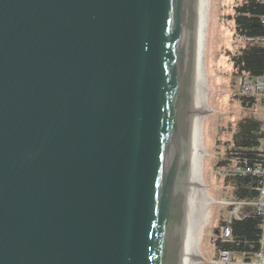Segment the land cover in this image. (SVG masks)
Segmentation results:
<instances>
[{
  "label": "water",
  "instance_id": "1",
  "mask_svg": "<svg viewBox=\"0 0 264 264\" xmlns=\"http://www.w3.org/2000/svg\"><path fill=\"white\" fill-rule=\"evenodd\" d=\"M212 0H0V264H197Z\"/></svg>",
  "mask_w": 264,
  "mask_h": 264
},
{
  "label": "rangeland",
  "instance_id": "2",
  "mask_svg": "<svg viewBox=\"0 0 264 264\" xmlns=\"http://www.w3.org/2000/svg\"><path fill=\"white\" fill-rule=\"evenodd\" d=\"M241 0H212L211 20L208 24L206 69L207 104L210 112L204 116L202 136L205 155L203 158V182L213 202L208 206L209 216L202 226L198 251L204 258L197 264H212L217 257L216 240L221 236L222 222L229 217L237 200L226 182L223 172L233 148V134L237 124L245 118L260 122L264 119V102L253 94L242 95L239 74L231 57L241 48L256 44L235 34L234 7ZM253 98L251 106H243L240 97ZM239 208V214L248 210Z\"/></svg>",
  "mask_w": 264,
  "mask_h": 264
},
{
  "label": "trees",
  "instance_id": "3",
  "mask_svg": "<svg viewBox=\"0 0 264 264\" xmlns=\"http://www.w3.org/2000/svg\"><path fill=\"white\" fill-rule=\"evenodd\" d=\"M264 4L242 2L234 7L235 34L245 39L264 36ZM237 74L246 73L250 77L264 74V45L252 44L241 48L231 57ZM243 106H251L253 98L240 97ZM260 122L252 118L242 119L233 134V148L230 157H239L248 162L258 158L255 148L260 138ZM226 183L232 188L233 196L238 200H253L257 196L260 179L251 175L241 177H226ZM238 218H232L228 223L231 230V241L216 240L218 250L245 253L251 255L258 249L260 235V218L252 207ZM227 224L222 222V226Z\"/></svg>",
  "mask_w": 264,
  "mask_h": 264
},
{
  "label": "built area",
  "instance_id": "4",
  "mask_svg": "<svg viewBox=\"0 0 264 264\" xmlns=\"http://www.w3.org/2000/svg\"><path fill=\"white\" fill-rule=\"evenodd\" d=\"M256 2L264 4V0H241V2ZM264 25V17L262 19ZM245 39V38H244ZM247 40V39H246ZM250 42L264 45V36L254 39H248ZM242 95L253 94L260 97L264 102V74L257 77H250L246 73L239 74ZM260 138L255 148L256 156L252 162H248L239 157H229L226 168L223 172L225 177L254 176L260 179V185L257 188V196L253 200H239L235 207L230 211L229 217L221 229L220 240L222 242L231 241V230L228 223L232 218H238L239 208L252 207L255 214L260 218V235L258 249L251 255L245 253L232 252L228 250H218V255L212 260V264H264V119L260 125ZM238 200V199H237Z\"/></svg>",
  "mask_w": 264,
  "mask_h": 264
},
{
  "label": "bare ground",
  "instance_id": "5",
  "mask_svg": "<svg viewBox=\"0 0 264 264\" xmlns=\"http://www.w3.org/2000/svg\"><path fill=\"white\" fill-rule=\"evenodd\" d=\"M203 158H204V156H203ZM203 158H202V163H203ZM202 175H203V168H202ZM202 181H203V178H202ZM203 183H204V182H203ZM205 188H206V186H205ZM205 190H206V193H207V189H205ZM207 194H208V193H207ZM212 202H213V199L211 200V203H212ZM211 203H209L208 206H210ZM208 206H207V208H206L205 215H203V219H204V221L202 222V224H201V226H200L198 242H199V239H200V234H201L202 226H203V225L207 222V220H208V216H209Z\"/></svg>",
  "mask_w": 264,
  "mask_h": 264
}]
</instances>
